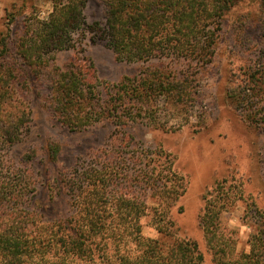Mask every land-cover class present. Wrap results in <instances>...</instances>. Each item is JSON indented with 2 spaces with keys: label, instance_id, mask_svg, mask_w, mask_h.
Instances as JSON below:
<instances>
[{
  "label": "trees",
  "instance_id": "obj_1",
  "mask_svg": "<svg viewBox=\"0 0 264 264\" xmlns=\"http://www.w3.org/2000/svg\"><path fill=\"white\" fill-rule=\"evenodd\" d=\"M43 1L51 4L46 17L25 16L17 31L12 29L11 13L0 34V264H202L196 241L178 237L180 226L171 218L163 221L156 208L159 237L143 236L140 218L145 204L138 195L109 191L110 172L102 166L76 167L72 174L57 176L56 192L50 197L62 196L66 209L42 221L43 210L31 198L34 187L28 167L34 152L14 155L12 150L28 131L26 96L38 86L48 90L46 109L70 130L100 120L117 127L144 118L155 121L156 100L162 95L181 109L192 105L197 77L212 62L222 18L242 0H104L101 28L85 22L87 0ZM257 3L264 28V0ZM98 30L115 59L145 63L134 76L123 77L104 93L89 79L91 64L80 56L82 40ZM63 50L74 52L70 61L54 66L52 53ZM261 54L264 59V48ZM260 66L259 72H249L250 78L264 73V63ZM258 91L230 84L225 98L244 110L250 125L264 126V111L255 102ZM59 153L56 143H48L44 151L49 164L58 161ZM113 172L115 178L121 177L117 169ZM141 177L135 176L137 181ZM158 191L160 197L177 198L185 188ZM207 201L200 223L209 234L218 210ZM168 212L166 207L165 215ZM249 245V251L238 256L225 251L217 255L224 249L216 245L214 264H264V233L252 234Z\"/></svg>",
  "mask_w": 264,
  "mask_h": 264
},
{
  "label": "rangeland",
  "instance_id": "obj_2",
  "mask_svg": "<svg viewBox=\"0 0 264 264\" xmlns=\"http://www.w3.org/2000/svg\"><path fill=\"white\" fill-rule=\"evenodd\" d=\"M103 1H86V24L103 26ZM257 8V0H242L223 16L212 62L197 77L195 102L181 109L172 99L159 96L155 121L154 117L144 118L117 127L100 120L70 130L46 109V86L27 93L28 131L12 154L34 152L28 171L34 187L31 198L43 210L40 219L47 221L66 209L62 196L50 197L56 192L57 176L72 174L76 167L102 166L110 172L109 191L138 195L145 204V214L140 218L143 236L159 237L154 225L156 208L163 221L171 218L180 226L178 237L196 241L202 264H214L216 245L224 249L217 255L223 251L235 256L247 253L252 234L264 233V126L250 125L244 110L234 108L225 98V91L230 84L248 85L254 91L258 88L255 102L259 111H264V73L249 77V72H259L264 63V28ZM50 10L48 1L0 0V34L6 31L11 13L15 15L12 29L19 31L25 16L44 18ZM81 46L84 52L80 56L91 64L89 79L101 93L123 77L134 76L145 65L115 59L99 30L87 33ZM73 53L56 51L51 62L62 67ZM48 143L60 147L58 161L53 164L44 154ZM116 169L119 178L113 176ZM137 173L142 175L139 181ZM159 187L185 191L177 198L160 197ZM205 200L218 210L211 219L209 234L200 223ZM227 243L229 247H224Z\"/></svg>",
  "mask_w": 264,
  "mask_h": 264
}]
</instances>
